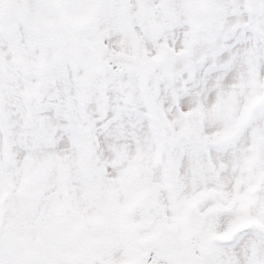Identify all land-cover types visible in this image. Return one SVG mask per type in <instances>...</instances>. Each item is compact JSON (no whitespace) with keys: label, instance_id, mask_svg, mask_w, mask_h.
Wrapping results in <instances>:
<instances>
[{"label":"snow or ice","instance_id":"obj_1","mask_svg":"<svg viewBox=\"0 0 264 264\" xmlns=\"http://www.w3.org/2000/svg\"><path fill=\"white\" fill-rule=\"evenodd\" d=\"M0 264H264V0H0Z\"/></svg>","mask_w":264,"mask_h":264}]
</instances>
